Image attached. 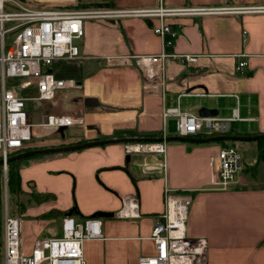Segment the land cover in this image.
Here are the masks:
<instances>
[{
	"label": "crops",
	"instance_id": "obj_1",
	"mask_svg": "<svg viewBox=\"0 0 264 264\" xmlns=\"http://www.w3.org/2000/svg\"><path fill=\"white\" fill-rule=\"evenodd\" d=\"M36 1L55 8L91 7L98 2L116 8L153 7L160 3L264 4V0ZM167 21L179 30V35L173 45L165 48L166 52L192 54L198 59L193 63L171 59L163 77L153 80H145L137 66L115 57L161 52L163 39L152 30L157 18L87 22L81 49L92 56L77 60L75 76L65 78L81 84L72 89L80 92L74 101L81 112L76 116H81L83 123L77 129L64 130L69 135L61 136L62 143L53 146L110 138L176 136L177 129L172 133L168 128L169 118L176 125V117L163 116L166 108L174 106L196 114L207 108L220 118H231L236 110L238 118L228 121L229 134H264V14L177 16ZM240 60L248 63L243 71H236ZM89 97L95 98L97 105H86ZM2 115L0 101V118ZM189 137L208 135L201 130ZM126 143L48 153L29 159L27 164L20 160L23 192H31L28 182L35 192L51 195L39 210L31 213V219L21 218L27 252L46 229L47 236L57 233L49 227L51 221L60 220L62 225L64 217L73 210L71 216L76 220L90 216L102 220L103 238L84 244L90 264H138L141 256L154 252L150 236L154 224L161 219L164 190L169 187L191 194L187 231L190 237L207 239L208 264H264V161L258 159L257 144L250 148L255 151L254 160L243 161L235 183L229 189L216 190L211 185L212 158L219 148L233 141L171 140L166 141L165 154L130 153ZM128 198L137 200L139 217L118 215ZM52 208L64 214L43 216Z\"/></svg>",
	"mask_w": 264,
	"mask_h": 264
},
{
	"label": "built area",
	"instance_id": "obj_2",
	"mask_svg": "<svg viewBox=\"0 0 264 264\" xmlns=\"http://www.w3.org/2000/svg\"><path fill=\"white\" fill-rule=\"evenodd\" d=\"M17 9H8L7 5ZM227 14H264V4L225 6H165L116 8L109 6H74L64 8L30 7L21 0H0V101L3 108L0 120V164L5 175L8 159L35 137L72 129L83 123L81 116L72 114H48L39 122H31L26 109L27 100H54L56 92L65 88H79L73 78L56 76L53 66L63 60H83L91 57L81 49L86 37L87 22H111L125 18H157L152 26L155 34L163 39V50L156 54H127L115 59L124 64H134L145 80L161 78L169 60L178 59L193 63L198 57L192 54H170L166 47L173 45L179 30L167 21L177 16H203ZM7 22L12 25L6 27ZM14 32L12 44L6 47V36ZM112 59V57H108ZM246 60H240L236 71H243ZM10 77H22L16 89L7 87ZM163 82L160 84V86ZM36 87L32 96L20 94L22 89ZM164 118L176 117L178 135L192 136L204 130L208 136L226 134L228 121L238 118L234 110L231 118L214 115L201 116L183 112L179 106L166 108ZM126 151L166 153V141H135L125 145ZM241 153L233 145L218 149L212 158L211 185L216 190L229 189L242 169ZM164 210L151 232L154 252L141 256L138 264H208V241L203 237H190L187 231L189 207L192 196L187 191L169 187L164 190ZM122 217H139V204L135 198L123 202L118 212ZM3 264H90L85 257L87 240L103 238L102 220L98 216L76 220L64 217L62 234L38 237L27 252L22 238V219L10 214L6 207L3 229Z\"/></svg>",
	"mask_w": 264,
	"mask_h": 264
},
{
	"label": "rangeland",
	"instance_id": "obj_3",
	"mask_svg": "<svg viewBox=\"0 0 264 264\" xmlns=\"http://www.w3.org/2000/svg\"><path fill=\"white\" fill-rule=\"evenodd\" d=\"M23 4L27 6H41L42 8H55L45 5V3H40L36 0H21ZM97 0H81L83 3L87 2H93ZM38 2V4H36ZM40 4V5H39ZM8 9H17L18 7L16 5H13L11 3L6 4ZM44 5V6H43ZM12 25V22H7L6 27ZM15 36L14 32H9L6 36V47L12 44L13 38ZM1 47V45H0ZM79 64V61L77 60H63L61 62H58L54 65V73L58 77H74L75 72L74 70L77 69V66ZM24 78L22 77H10L7 78L6 84L8 88L16 89L17 86H20L22 83V80ZM36 93V87L31 86L26 89H22L20 94L25 96H32ZM80 92L77 89L72 88H65L62 90H58L56 92V97L54 100L45 101V100H27L26 101V109L29 113L30 121L31 122H39L42 117L48 115V114H68L72 113L75 115L81 114L80 110L78 109L76 102L74 101V98L79 94ZM2 119V116L0 120ZM79 128V126H74V129ZM168 128L169 131L172 133L176 132V125L175 121L171 120L169 118L168 120ZM71 129V128H70ZM70 129L68 131H70ZM70 132L64 131V134H54L47 133L46 135L42 137H35L33 140L28 141L25 143L22 149L30 150V149H38V148H44L53 146L56 144H61L59 138L63 139L61 136L65 135L68 136ZM256 141H236L232 143L234 147L241 153L243 161H253L255 157V151H251V146H256ZM58 146V145H57ZM48 153H37L35 155H31L25 158H22V164H27L29 159L32 158H39L47 155ZM54 154V153H51ZM8 173V172H7ZM27 189L31 192L33 190V186L28 184L26 182ZM47 200L45 201H36L31 197V194L21 192L11 193L8 188V176L5 175L4 170L0 167V264H3V239H4V215L6 212V207L8 208L10 214H15L20 216L24 219H31V213H35L34 211L39 210L40 206L45 204ZM49 227L54 228L57 230V233L55 235L60 236L62 225L60 220L51 221L49 224ZM52 235V234H51ZM54 235V234H53ZM47 236V229L46 233L41 235Z\"/></svg>",
	"mask_w": 264,
	"mask_h": 264
},
{
	"label": "water",
	"instance_id": "obj_4",
	"mask_svg": "<svg viewBox=\"0 0 264 264\" xmlns=\"http://www.w3.org/2000/svg\"><path fill=\"white\" fill-rule=\"evenodd\" d=\"M97 100L95 98H86L85 104L88 106H95L97 105ZM215 111L202 108L199 111V115L201 116H208V115H214ZM47 117H44V120H46ZM64 128H60L59 132H64ZM264 138V134H257V135H236V134H218L213 136H208L204 138H195V137H189V136H181L176 135L172 137H157V138H110V139H100V140H91V141H85L81 143L76 144H69V145H60V146H49L44 148H38V149H30L26 151L19 152L17 154H14L9 157L8 162H11L13 160H21L22 158L35 155L37 153H63V152H70V151H77L83 148L95 146V145H103V144H109V143H119V142H129V141H171V140H177V141H189V142H213V141H257L258 139ZM2 163V160H0V164ZM73 213V210H70L67 215H71Z\"/></svg>",
	"mask_w": 264,
	"mask_h": 264
},
{
	"label": "trees",
	"instance_id": "obj_5",
	"mask_svg": "<svg viewBox=\"0 0 264 264\" xmlns=\"http://www.w3.org/2000/svg\"><path fill=\"white\" fill-rule=\"evenodd\" d=\"M93 5L97 6H109L112 7L107 2H98L94 3ZM226 142V141H224ZM230 144H225V146H229ZM257 149H258V159L264 161V138L258 139L257 140ZM26 151V149H20L17 151L15 154ZM254 167V166H253ZM7 176H8V188L11 193H16V192H21L23 191L21 188V176H20V160H13L9 162L8 164V171H7ZM31 194V197L36 200V201H45L51 198L50 194L47 193H41V192H29ZM64 214V212L52 208L48 212L43 213V216H53V215H61Z\"/></svg>",
	"mask_w": 264,
	"mask_h": 264
}]
</instances>
